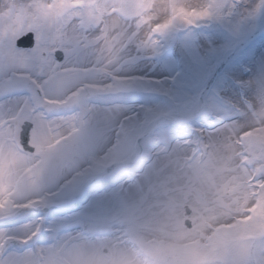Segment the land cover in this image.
<instances>
[{
    "label": "snow or ice",
    "instance_id": "1",
    "mask_svg": "<svg viewBox=\"0 0 264 264\" xmlns=\"http://www.w3.org/2000/svg\"><path fill=\"white\" fill-rule=\"evenodd\" d=\"M0 264H264V0H0Z\"/></svg>",
    "mask_w": 264,
    "mask_h": 264
}]
</instances>
